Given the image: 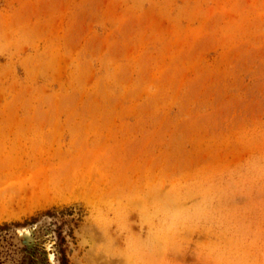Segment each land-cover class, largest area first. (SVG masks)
<instances>
[{"label":"rangeland","instance_id":"374dc122","mask_svg":"<svg viewBox=\"0 0 264 264\" xmlns=\"http://www.w3.org/2000/svg\"><path fill=\"white\" fill-rule=\"evenodd\" d=\"M7 228L1 264H264V0H0Z\"/></svg>","mask_w":264,"mask_h":264},{"label":"trees","instance_id":"16d2710c","mask_svg":"<svg viewBox=\"0 0 264 264\" xmlns=\"http://www.w3.org/2000/svg\"><path fill=\"white\" fill-rule=\"evenodd\" d=\"M4 231H5V232H3V230L0 229V238L5 239V241H7V239H8V235L10 234L11 229L7 228V229L4 230ZM1 241H2V240L0 239V242H1ZM9 251H10V249L2 250L1 247H0V256H1L2 254H6V255L9 254ZM3 262H5V261H1L0 264L3 263Z\"/></svg>","mask_w":264,"mask_h":264},{"label":"bare ground","instance_id":"6f19581e","mask_svg":"<svg viewBox=\"0 0 264 264\" xmlns=\"http://www.w3.org/2000/svg\"><path fill=\"white\" fill-rule=\"evenodd\" d=\"M47 221H48V220L44 219V220L42 221V225L45 226V224H47ZM48 245H49V244L47 243V246H48ZM48 255L52 258V256H51L50 253H49Z\"/></svg>","mask_w":264,"mask_h":264}]
</instances>
